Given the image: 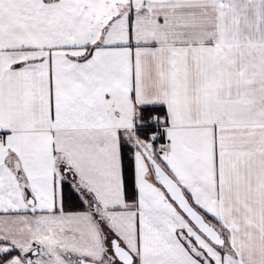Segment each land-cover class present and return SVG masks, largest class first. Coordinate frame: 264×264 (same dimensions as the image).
Wrapping results in <instances>:
<instances>
[{"label": "snow or ice", "instance_id": "obj_1", "mask_svg": "<svg viewBox=\"0 0 264 264\" xmlns=\"http://www.w3.org/2000/svg\"><path fill=\"white\" fill-rule=\"evenodd\" d=\"M0 264H264V0H0Z\"/></svg>", "mask_w": 264, "mask_h": 264}]
</instances>
